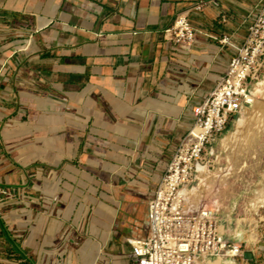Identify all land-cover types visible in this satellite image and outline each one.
Segmentation results:
<instances>
[{"label": "crops", "instance_id": "1", "mask_svg": "<svg viewBox=\"0 0 264 264\" xmlns=\"http://www.w3.org/2000/svg\"><path fill=\"white\" fill-rule=\"evenodd\" d=\"M263 5L0 0V264H137L136 206ZM180 15L189 50L165 34ZM245 250L243 264H264V233Z\"/></svg>", "mask_w": 264, "mask_h": 264}, {"label": "built area", "instance_id": "2", "mask_svg": "<svg viewBox=\"0 0 264 264\" xmlns=\"http://www.w3.org/2000/svg\"><path fill=\"white\" fill-rule=\"evenodd\" d=\"M204 6L200 3L195 9L201 11ZM165 34L182 50H189L197 36L185 15L178 16ZM263 71L264 5L226 75L193 109L191 131L181 140L149 199L146 214L138 215L136 234L126 239L137 264H243L247 260L243 245L224 235L219 211L194 206L193 197L182 190L199 184L201 167H214L220 141L244 111L255 105L253 90Z\"/></svg>", "mask_w": 264, "mask_h": 264}, {"label": "rangeland", "instance_id": "3", "mask_svg": "<svg viewBox=\"0 0 264 264\" xmlns=\"http://www.w3.org/2000/svg\"><path fill=\"white\" fill-rule=\"evenodd\" d=\"M263 79L264 71L260 77V80ZM258 106L264 114V100ZM254 110L249 107L240 118L243 115L250 118L249 115H252ZM240 118L233 123L222 140L237 131ZM249 121V125L253 126L247 125L248 129H244L228 149L223 146L222 140L220 141L214 167L211 169L213 177L209 187L202 189L199 198L193 196L192 199L194 206L205 205L218 210L224 222L225 233L231 238L239 237L240 240L236 242L240 244L244 241V249L257 245L264 233V203L259 196V191L264 189V117ZM199 185L200 181L196 186ZM136 207V215L146 214L147 204H139Z\"/></svg>", "mask_w": 264, "mask_h": 264}, {"label": "bare ground", "instance_id": "4", "mask_svg": "<svg viewBox=\"0 0 264 264\" xmlns=\"http://www.w3.org/2000/svg\"><path fill=\"white\" fill-rule=\"evenodd\" d=\"M253 94H254L255 98L257 99L255 105L253 106V110L254 109L255 110L252 112V115L251 114L249 115V116H251L250 118L249 117L247 118L246 116L243 115V117L240 118V120L238 121L237 131L231 133L230 135H227L222 140L223 146L226 149H228L230 147L231 142L234 141V139L238 138L239 134L244 129L247 128V125H249V122H250L249 120L250 119L255 121V120H258V119H262L264 117L263 110L261 108H259L260 106H258V105L262 104V100H264V79L263 80H259V82L257 84H255L254 90H253ZM259 96H261V98H259ZM260 121L262 122V120H260ZM252 126H253V124L252 125H249V127H252ZM259 127L261 128L262 125H260ZM226 176H228V175H226ZM212 177H213V173H212L211 170H209V168H207V167H201L200 168V177H199L200 178V185L199 186H195L194 188L183 189L182 190V193L185 194V195H187L189 198L190 197H193V196H195L196 198H199L201 196L202 189L209 187L210 180L212 179ZM259 194H260L259 196H261L262 202L264 203V189L260 190L259 191Z\"/></svg>", "mask_w": 264, "mask_h": 264}, {"label": "water", "instance_id": "5", "mask_svg": "<svg viewBox=\"0 0 264 264\" xmlns=\"http://www.w3.org/2000/svg\"><path fill=\"white\" fill-rule=\"evenodd\" d=\"M247 255H249V253H248ZM250 255H251V254H250ZM250 255H249V256H250Z\"/></svg>", "mask_w": 264, "mask_h": 264}]
</instances>
